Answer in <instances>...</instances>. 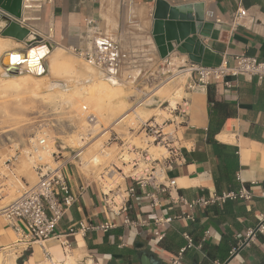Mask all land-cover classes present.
Masks as SVG:
<instances>
[{
    "label": "crops",
    "instance_id": "crops-1",
    "mask_svg": "<svg viewBox=\"0 0 264 264\" xmlns=\"http://www.w3.org/2000/svg\"><path fill=\"white\" fill-rule=\"evenodd\" d=\"M163 1L172 7L203 5L206 23H214L210 36L200 37L205 46L201 65L215 67L226 62L232 66L239 55L264 60V0L242 2L248 15L244 26L235 30L230 21L239 8V0ZM156 2L39 0L35 4L41 7L23 11L18 23L41 37L38 47L49 44L50 52L58 47L69 53L71 48L89 49L97 39L118 42L136 60L137 67L146 70L150 59L160 57L153 36ZM4 25L0 23L1 27ZM3 39L21 44L19 50L27 49L25 43ZM45 66L48 72L47 61ZM226 80L229 87L212 82L207 90L187 94L191 110L188 127L180 136L184 161L169 173V178L177 181L178 193L189 200L214 192H237L244 186L253 195L251 201H229L220 207L197 209L195 222L176 220L158 228L146 197L151 188L142 189L135 184L129 215L134 221L147 220L150 225L124 227L121 219L107 212L95 180L87 182L80 169L68 166L66 175L72 188L77 190L86 182L88 189L59 224L57 234L61 238L35 243L24 253L25 245L17 243L16 232L0 215V255L19 249L23 254L14 260L15 264L48 262L44 251L56 264H67L70 259L74 264H142L141 255L147 253L154 262L169 264L187 246V234L203 247L188 250L180 264H264V234L240 247L248 231L255 229L264 217V85L248 75ZM218 126L210 139V132ZM162 200L167 216L186 210L182 205L170 204L167 196ZM107 220L116 226L108 233L90 232L85 237L67 234L81 221L98 224ZM157 231L165 235L163 240L155 236ZM206 232H210L209 238H205Z\"/></svg>",
    "mask_w": 264,
    "mask_h": 264
},
{
    "label": "built area",
    "instance_id": "built-area-1",
    "mask_svg": "<svg viewBox=\"0 0 264 264\" xmlns=\"http://www.w3.org/2000/svg\"><path fill=\"white\" fill-rule=\"evenodd\" d=\"M239 0V8L232 15L230 25L232 30L244 26V21L248 15V10L242 7ZM39 0H22V12L33 8H40L36 5ZM220 23V21H216ZM91 25L92 22H89ZM72 54L85 60L88 64L96 68L106 78L110 84L120 85L122 83H137L144 78H153L155 81H173L178 78L187 77L184 94L179 100L168 102L165 108L167 118L154 116L146 121H141L138 129L130 128L131 135L143 136L145 149L137 147H127L123 143L122 147L128 148L129 152L134 154V159L125 161L122 157L123 165H130L133 172L126 175L120 167L113 166L106 173L101 174L99 180L95 181L99 187L103 204L108 213L121 219L124 227H144L150 225V222L143 220L137 222L131 219L130 204L136 195V186L151 190L146 194L150 201L151 211L154 213V225L162 228L165 225L172 224L176 220H185L195 222V211L206 210L220 207L229 201H251L253 195L249 189L242 187L239 191H226L222 193H211L209 196H201L193 200L180 195L177 189V181L169 178V173L176 166L184 161L180 136L184 129L188 127V120L191 110V101L187 94L196 90H207L212 82L224 84L228 87L230 83L227 78H238L241 75H248L256 78L264 85V60L246 55L235 57L234 64L228 65L226 62L215 67H205L201 64H195L187 56L169 55L165 59L158 57L149 60V68L146 70L137 67L136 60L130 58L122 45L118 42H111L105 39H97L89 49H69ZM152 96L150 92H145L139 99L138 106L151 105ZM164 105V103L162 104ZM161 105V106H162ZM88 124L96 126L98 119L95 116L88 117ZM110 141H117L119 135L114 132ZM112 139V140H111ZM159 148L165 151L159 157L150 153V149ZM35 152L47 150V139H40L35 147ZM64 149L61 147V151ZM63 155L61 152L52 153V157ZM82 150L75 152L73 159H79L82 166ZM66 158V157H63ZM65 160V159H64ZM70 157L65 161H54L53 164L45 162L42 157L38 158L35 166L38 181L36 184L27 187L21 195L0 209V215L3 216L17 234L18 244H24L25 250L32 248L35 243H44L49 240L60 239L57 229L63 218L76 205L80 198L87 192L86 182L74 190L70 180L66 175V169L70 165ZM76 169H79L78 167ZM120 176L117 180L116 176ZM114 181V184H108L105 179ZM88 182L89 179L86 178ZM163 196H167L172 205H182L186 210L176 216H167L163 213L165 203ZM116 226L113 222L107 220L103 223H92L90 221H81L75 227L68 231V235L80 234L86 236L90 232L108 233ZM258 234H264V217L260 224L246 235L245 241L240 245L245 246L250 243ZM159 240H163L165 235L159 231L155 232ZM187 240V246L181 249L176 257L169 264H180L182 257L188 250L202 249V245H197L187 234H184ZM210 237V232H206L205 238ZM239 247V248H240ZM44 248V247H43ZM238 249H234L232 254H236ZM44 256L50 264L53 262L47 251Z\"/></svg>",
    "mask_w": 264,
    "mask_h": 264
},
{
    "label": "rangeland",
    "instance_id": "rangeland-1",
    "mask_svg": "<svg viewBox=\"0 0 264 264\" xmlns=\"http://www.w3.org/2000/svg\"><path fill=\"white\" fill-rule=\"evenodd\" d=\"M0 39L3 38L0 36ZM8 42L19 44L11 40ZM53 52L62 54L65 61L74 67L59 77H51L46 70L45 59L42 61L46 70L43 76L31 74L24 65L17 70L19 75L14 77L0 65V209L17 199L24 189L37 183L35 166L39 157L50 164L70 157L69 166L78 167L89 181L99 180L100 175L113 166L123 169L126 175L131 174L132 167L123 165L121 158L124 157L127 162L135 156L126 146L122 147L123 143L127 147L140 149H145L146 145L143 143V136L131 135L129 129H138L141 121L154 116L167 118L165 108L168 102L185 96L187 77L170 82L155 81L150 77L140 79L135 84H114V87L85 60L59 47ZM47 62L49 68L50 60ZM28 73L38 80L48 77V86L41 93H31L27 89L13 91V83L27 77ZM103 89L110 92L111 101L120 100L124 104L112 118L107 115L108 106L104 100L96 93L90 95ZM145 92H150L152 96L151 105L140 107L137 101ZM126 114L129 117L117 124L116 121ZM90 116L98 119L96 126L88 124ZM114 132L119 138L117 141H110V138L114 140ZM40 139H47V150L37 153L35 147ZM78 150L83 151L82 166L79 159H73ZM54 152H61L63 155L53 158ZM150 153L159 157L165 151L152 147ZM95 158L97 162L94 161ZM119 178L118 175L115 179ZM105 181L110 185L115 183L108 177ZM20 254L23 253L19 249L9 250L2 253L0 259L4 261L3 264H15L13 262ZM43 264L49 263L45 261Z\"/></svg>",
    "mask_w": 264,
    "mask_h": 264
},
{
    "label": "water",
    "instance_id": "water-1",
    "mask_svg": "<svg viewBox=\"0 0 264 264\" xmlns=\"http://www.w3.org/2000/svg\"><path fill=\"white\" fill-rule=\"evenodd\" d=\"M0 10V23L5 24L0 26V36L15 39L27 46L26 50L6 52L0 58L1 67L8 74H17L18 71L12 69L9 63L20 65L26 61L42 39L35 35L34 39L29 41L33 33L18 23L23 16L22 0H0ZM153 18V36L162 59L178 52L195 64L202 63L205 46L200 37H209L215 27L214 23H206L203 5L172 7L163 0H157ZM42 47L52 50L49 44ZM141 263L158 264L147 253L141 255ZM229 263L230 261L226 264Z\"/></svg>",
    "mask_w": 264,
    "mask_h": 264
},
{
    "label": "bare ground",
    "instance_id": "bare-ground-1",
    "mask_svg": "<svg viewBox=\"0 0 264 264\" xmlns=\"http://www.w3.org/2000/svg\"><path fill=\"white\" fill-rule=\"evenodd\" d=\"M30 38L33 40L34 35H32ZM8 41L6 39H0V55L4 52H13V50L15 51L16 49H20V47H21L20 44H14L13 45V43L10 42L12 44L11 45ZM45 59H47L46 61L50 60L49 76H51V77H59L63 73L67 72L68 69H71L74 67L72 64L68 63V61H65L64 56L62 54H60V53L56 54L53 52V54L50 55V51L47 47H36V48H34L33 52L27 57L26 61L22 62L20 65H18L17 63H14V64L9 63V64L12 67V69H16V70H19L21 66L26 65V67L29 69V72L31 74H34L35 76L41 77L46 72V70L44 68L45 66L42 65V63H43L42 61H44ZM31 74L28 73L27 77L20 78L17 81L14 80L16 82L13 83V86H14L13 91H15V89L18 91L22 90V89H27L31 93L32 92L33 93H37V92L41 93V91L44 90L48 86V84H49L48 83V81H49L48 77H46L42 80L41 79L38 80V79L32 77ZM17 75H19V73L12 74V76H14V77H16ZM29 75H31V76H29ZM1 85H3V84H1ZM9 86H10V84H9ZM116 86H118V85H116ZM114 87H115V85H114ZM11 88H13V87H11ZM95 93L102 100H104V102L107 104V106H108L107 115L111 118H112V116H115L117 114L118 110L120 108H122V106L124 105L123 102L120 100L119 101H111L110 100V92L107 91L106 89L94 91L90 95H95ZM128 117H129V115L126 114V115L120 117V119L118 121H116V123L119 124L123 120L127 119ZM111 118H109V119H111ZM220 139L225 140V137L221 136ZM94 161L97 162V159L95 158ZM70 260L71 261H69L67 264H74V263H72V259H70ZM3 262L4 261L2 259H0V264H3ZM91 264H93V262Z\"/></svg>",
    "mask_w": 264,
    "mask_h": 264
},
{
    "label": "trees",
    "instance_id": "trees-1",
    "mask_svg": "<svg viewBox=\"0 0 264 264\" xmlns=\"http://www.w3.org/2000/svg\"><path fill=\"white\" fill-rule=\"evenodd\" d=\"M211 104H216V103H215L214 101H212ZM219 128H220V127L218 126V127L215 128L214 130H212V132H210V134H211V135H210V139H213V135L215 134L216 131L219 130ZM213 142H214V141H213ZM214 144H215V143H214ZM215 146H216V149H217V145H216V144H215Z\"/></svg>",
    "mask_w": 264,
    "mask_h": 264
}]
</instances>
